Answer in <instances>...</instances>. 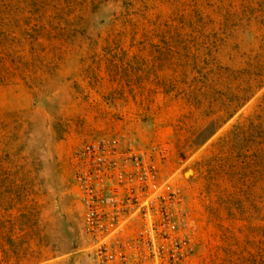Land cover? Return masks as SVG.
<instances>
[{
	"label": "rangeland",
	"instance_id": "rangeland-1",
	"mask_svg": "<svg viewBox=\"0 0 264 264\" xmlns=\"http://www.w3.org/2000/svg\"><path fill=\"white\" fill-rule=\"evenodd\" d=\"M103 136L182 192L179 264H264V0H0V264H93L75 156Z\"/></svg>",
	"mask_w": 264,
	"mask_h": 264
},
{
	"label": "built area",
	"instance_id": "built-area-1",
	"mask_svg": "<svg viewBox=\"0 0 264 264\" xmlns=\"http://www.w3.org/2000/svg\"><path fill=\"white\" fill-rule=\"evenodd\" d=\"M75 158L82 244L93 264H179L193 254L183 194L150 153L103 136Z\"/></svg>",
	"mask_w": 264,
	"mask_h": 264
}]
</instances>
